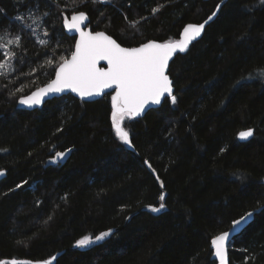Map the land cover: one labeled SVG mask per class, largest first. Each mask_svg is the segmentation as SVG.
<instances>
[{
	"label": "trees",
	"instance_id": "16d2710c",
	"mask_svg": "<svg viewBox=\"0 0 264 264\" xmlns=\"http://www.w3.org/2000/svg\"><path fill=\"white\" fill-rule=\"evenodd\" d=\"M220 1L0 0V32L22 37L11 46L16 70L0 76V260H48L63 251L54 264H219L212 238L258 209L230 242L226 264H264V82L248 78L264 69L261 0H226L202 37L175 56L168 75L177 103L168 98L125 119L133 151L115 135L111 94L93 102L66 95L32 111L18 104L71 55L75 37L62 22L73 12H85L92 31L136 47L177 40ZM37 5L38 15L49 13L45 22L16 19ZM248 129L253 136L239 141ZM67 149L63 165H48ZM160 203L164 209L151 211ZM108 230L103 243L72 249Z\"/></svg>",
	"mask_w": 264,
	"mask_h": 264
},
{
	"label": "snow or ice",
	"instance_id": "6c2138e0",
	"mask_svg": "<svg viewBox=\"0 0 264 264\" xmlns=\"http://www.w3.org/2000/svg\"><path fill=\"white\" fill-rule=\"evenodd\" d=\"M261 2L264 3V0H261ZM91 3L108 4L109 0H91ZM72 4L76 5L77 0H72ZM65 7H67V4ZM219 7L220 5H217V11ZM158 11V8L152 9L153 14ZM38 12L39 6L37 5L35 10H28L27 17L20 15L16 19L19 21L32 19L34 23L37 21L45 22V18L49 13L45 11L38 15ZM216 15L217 12L214 11L204 23L185 26L183 39L178 42L148 41L138 47H122L116 39L103 31H85L81 27V24L87 19V15L83 11L72 15L71 21L65 17L64 27L69 31L74 30L79 33V39L75 43V50L71 53V58L60 56L54 69L55 79L30 95H21L18 104L33 107L41 104L46 96L55 98V94L63 93L65 90L77 93L82 100H85L86 98L100 96L105 89L114 88L115 95L111 97L112 127L119 141L131 146L130 133L124 126L125 119L131 120L139 117L145 112L146 108L151 105H160L162 100L168 98H170L173 105L177 103V98L173 95V82L168 75L169 61L177 52H185L191 41L201 35L205 25ZM125 19L127 20V17ZM138 23L139 21H129L131 27H136ZM26 27L30 28L31 25H26ZM44 35H48L47 31ZM5 36L11 38L5 41ZM21 39L20 35H13L7 29L0 32V49H7L4 53L6 59H0V76H6L8 72L16 70L15 65L10 63L12 59L16 58V53L12 51L11 46L19 45ZM39 43L48 45L49 41L40 40ZM101 61H105L107 67H99ZM46 63L51 65L53 60L48 59ZM248 78L259 79L264 82V69L257 70L255 76L250 74ZM16 92L22 93L23 88H16ZM10 94L14 95L15 93ZM252 136V129L238 133L241 140H246ZM69 151L71 150L69 149ZM56 158H65V153L56 152L53 162ZM145 163L148 162L145 161ZM148 167L151 168V165L148 164ZM4 174V170H0V175ZM157 179L159 178L157 177ZM23 184H27V181H23L22 184H18L16 187L20 188ZM160 186L161 188L164 186L162 181ZM159 199L164 201L165 195L161 193ZM164 208L165 204L160 203L159 207H151V211L160 212ZM252 215L250 212L246 217L234 221L233 231L240 227L242 223L247 224ZM111 232L112 230L102 232L94 238L83 237L76 241V246L86 247L110 236ZM229 236V232H224L211 240L214 255L219 259L220 264H226V241L229 240ZM52 259L55 260L56 258L53 257ZM46 264H51V261L46 262Z\"/></svg>",
	"mask_w": 264,
	"mask_h": 264
},
{
	"label": "water",
	"instance_id": "95a60500",
	"mask_svg": "<svg viewBox=\"0 0 264 264\" xmlns=\"http://www.w3.org/2000/svg\"><path fill=\"white\" fill-rule=\"evenodd\" d=\"M226 2V0H221L217 5H220V7H219V10H220V8H221V6L224 4ZM219 10L217 11V6H216V8H215V10L214 11H216L217 12V14H218V12H219ZM213 11V12H214ZM78 12H80V11H76V12H73L72 14H70L68 17H67V19L69 20V21H71V17H72V15H74V14H76V13H78ZM212 12V13H213ZM87 15V14H86ZM211 15V14H210ZM209 15V16H210ZM208 16V17H209ZM217 16V15H216ZM216 16L215 17H213V19L211 20V21H208V23L205 25V28L207 27V25H209L215 18H216ZM208 17L204 20V21H202L201 23H204L205 21H207L208 20ZM201 23H194V24H196V25H199V24H201ZM188 25V24H187ZM187 25H185V26H187ZM184 26V27H185ZM62 27H63V30H64V32H65V34L66 35H68V36H70V37H75V40H74V46H73V51L75 50V43H76V41L79 39V33L78 32H75L74 30L73 31H69L67 28H65L64 27V20H63V22H62ZM81 27L85 30V31H92L91 29H90V27H89V17H88V15H87V19L81 24ZM184 27L181 29V31H180V33H179V37H178V39L177 40H175V41H172V42H178V41H180V40H182L183 39V29H184ZM205 28L203 29V31H202V33H201V35L199 36V37H196L195 39H193L192 41H191V43L189 44V46H188V49L185 51V52H177L174 56H173V58L169 61V65H170V63L172 62V60L175 58V56H177V55H184V54H186L187 53V51L189 50V48H190V46H191V44L193 43V42H195V41H197V40H199L201 37H202V35H203V33H204V30H205ZM92 32H97V31H92ZM108 35V34H107ZM150 41H154V40H150ZM148 42V41H147ZM157 42V41H156ZM144 43H146V42H144ZM143 44V43H142ZM141 45V44H140ZM122 46V45H121ZM139 46V45H138ZM138 46H136V47H138ZM122 47H124V46H122ZM72 51V52H73ZM69 59L71 58V55L68 57ZM99 67H107V63L105 62V61H101L100 63H99V65H98ZM169 69V68H168ZM53 79H55V72H54V75H53V77L47 82V83H49L51 80H53ZM47 83H45L44 85H42V86H40V87H38V88H36V89H34V90H32L30 93H28L27 95H30L32 92H35V91H37L39 88H43V87H45L46 86V84ZM105 94H111V97H112V95H115V90H114V88H112V89H105L104 90V93L103 94H101L100 96H94V97H91V98H86L85 100H82L80 97H79V95L77 94V93H73V92H71L70 90H65V92H63V93H57V94H55V98H59V97H62V96H66V95H71L72 97H74L75 99H77V100H79V101H82V102H93V101H96V100H98V99H100L102 96H104ZM26 95V96H27ZM51 99H53V97L52 96H46L45 98H44V100H43V102L41 103V104H39V105H35V106H33V107H26V106H21V108H23V109H25V110H28V111H32V110H35V109H38V108H41L48 100H51ZM164 102V100H162V103ZM161 103V104H162ZM111 104H112V101H111ZM161 104L160 105H151L150 107H148V108H146V110H145V112L141 115V116H139V117H135L136 119H139V118H142L144 115H145V113L146 112H148L149 110H151V109H156V108H158V107H160L161 106ZM111 113H112V111H111ZM112 121V120H111ZM238 137V136H237ZM251 137H249L248 139H246V140H241L239 137H238V140L239 141H241V142H246V141H248L249 139H250ZM131 151H133V148H132V146H129V145H126ZM64 153H65V158H63V159H60V158H56V160H55V162H53V157H55V155L49 160V162H48V165H63L66 161H67V159L69 158V155H70V152L71 151H69V149H67V150H65V151H63ZM146 166H147V168L149 169V170H151L149 167H148V165L147 164H145ZM5 173V172H4ZM4 176H5V174L4 175H0V180H2L3 178H4ZM161 187V186H160ZM143 209H145V208H143ZM259 210L257 209V210H252V211H249V212H247L246 214H244L243 216H241V217H246V215L248 214V213H252L253 215H252V217H251V219L250 220H248V222H247V224H241L240 225V227H238V228H236L235 229V231H233V223L231 224V226L226 230V231H224V232H229L230 233V236H229V240L228 241H226V247H227V255H226V261H227V258H228V247H229V245H230V242L232 241V239L235 237V236H237L238 234H240L252 221H253V218H254V215L258 212ZM241 217H239V218H237L235 221H237V220H240L241 219ZM114 232V230H112V232H111V234ZM224 232H222V233H224ZM222 233H220V234H222ZM220 234H218V235H220ZM109 237V236H108ZM108 237H106V238H104L103 240H101V241H98V242H94V243H92V244H90V245H88V246H86V247H78V246H76V244L72 247V249L73 250H82V249H90V248H93V247H95L96 245H99V244H101V243H103L106 239H108ZM216 237V236H215ZM214 237V238H215ZM213 239V238H212ZM211 247H212V255H211V259L212 260H215L217 263H219L220 264V261H219V259L217 258V257H215V255H214V248H213V246H212V244H211ZM63 253V251H61V252H57L56 254H54L53 256H52V258L53 257H55V258H58L61 254ZM52 258H50V259H48V260H38V261H33V260H28V259H15V258H12V259H2V260H0V264H13V262H15V264H46V262H48V261H51V264H54L55 263V260H53Z\"/></svg>",
	"mask_w": 264,
	"mask_h": 264
},
{
	"label": "bare ground",
	"instance_id": "6f19581e",
	"mask_svg": "<svg viewBox=\"0 0 264 264\" xmlns=\"http://www.w3.org/2000/svg\"><path fill=\"white\" fill-rule=\"evenodd\" d=\"M40 109V108H39Z\"/></svg>",
	"mask_w": 264,
	"mask_h": 264
}]
</instances>
